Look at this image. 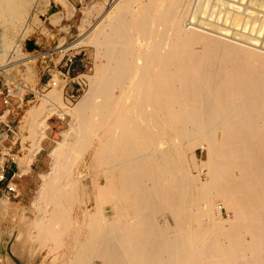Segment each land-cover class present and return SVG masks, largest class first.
Masks as SVG:
<instances>
[{
  "label": "bare ground",
  "instance_id": "6f19581e",
  "mask_svg": "<svg viewBox=\"0 0 264 264\" xmlns=\"http://www.w3.org/2000/svg\"><path fill=\"white\" fill-rule=\"evenodd\" d=\"M136 1L114 0L79 42H62L65 52L91 37L103 59L89 95L74 107L80 121L89 104L103 111L87 157L103 177L63 184L77 162L69 159L73 137L62 140L52 154L54 176L33 201L35 236L51 253L64 246L54 256L59 264H264V0H245L252 9L232 3L225 26L176 10L188 0H152L135 14ZM130 27L148 38L137 51ZM94 95L114 96L113 111ZM39 98L60 102L56 93ZM37 125L28 111L23 129ZM194 147L207 151L206 159L195 156L200 164L192 162L199 173L206 168V181L195 180L186 159ZM106 192L111 198L103 202ZM222 207L232 216L219 217ZM190 218L205 222L207 236L195 238Z\"/></svg>",
  "mask_w": 264,
  "mask_h": 264
},
{
  "label": "rangeland",
  "instance_id": "374dc122",
  "mask_svg": "<svg viewBox=\"0 0 264 264\" xmlns=\"http://www.w3.org/2000/svg\"><path fill=\"white\" fill-rule=\"evenodd\" d=\"M94 1L96 2L97 0ZM94 1L0 0V89L6 84H10L11 87L14 88L15 95L11 98V102L14 106L17 103H20V98H23L22 107L17 111L18 113L16 114L14 121L15 126L19 125L18 127L14 126V129H16L18 133L17 136H19V139L22 140L23 145L19 152L16 151L19 148L18 142L12 147L10 153L15 155L7 154L6 156H3L5 155V151H7L5 147H8L9 142L6 141L4 144L5 147H3V141L7 138V133L5 130L0 129V168L2 166L5 167L8 162L16 163V165H18V175L16 174L14 182L16 183L17 193H19L18 197L7 198L10 202L8 203V206L2 203L0 204V264H59V258L56 262L54 261V256L57 253L60 254V252L64 250V246L57 248L51 253L49 252L48 246H44L42 241L35 236L37 232L33 228V219L39 212V209L34 207L35 205L33 201L42 185L48 183L54 176L52 154L60 150L57 149V147L62 140L73 137L72 139L75 142H73L74 147L70 152L69 159L77 162L76 166L73 167L74 172L72 175H64L61 178L63 184L69 182L72 178L83 179L88 174L90 175L87 176V181L93 177L94 183L99 182L103 177L102 173L97 170L99 167H89V159L87 158L89 154L88 152H90L89 146H92L94 143L97 144L98 135L96 130L100 127V125H102V119L100 118H103V111L100 107V110H97L98 108L95 109V107H91L89 104L87 115L81 121L77 119L74 112V107L77 105L80 98L89 95L88 91L92 76L96 74L98 67L103 66V59L100 57L101 55L94 46L91 37H87L80 45L73 47V49L79 53L77 55L76 62L73 65V74H81V76L85 78L86 85L80 93L77 101L68 107L64 106L62 102L63 91L52 89L46 84L47 75L43 71L42 64L36 58V54L38 53L37 51L42 50L54 52L59 49H63L65 47L64 44L62 45L63 41L66 42L65 45L68 43L66 47H70L72 44L74 45L79 42V37L84 32L93 29V27L100 22V19L102 18V15L105 14V11L107 12L106 9H111L115 4L114 3L111 8H107L102 2L98 1V10L96 12L93 11V13L89 16H86L85 11L94 4ZM151 1L152 0H137L130 5V10L132 11L135 8L133 10L135 14L146 13L147 5H149ZM173 1L174 0H164V3L167 2L170 4L173 3ZM225 1L226 0H220L219 4H217L218 2H215V0H188L179 5L176 10L184 12L187 16H191L192 12V15H194V21L198 20L212 25L216 23L215 26H225L228 22H224V10H230L232 3H236L240 6L243 5V8L249 7L252 9L254 7L253 4H247L248 2L245 0H229L231 4L228 0L226 2ZM239 1L240 3H237ZM196 2H200V9L196 7L198 6V4L196 5ZM208 4L210 7H207ZM213 5H216L217 9ZM244 5L246 6L244 7ZM221 7L223 8V11ZM195 8L199 11H193ZM206 8H208V11ZM212 10H214L215 13H213L214 11L212 12ZM219 10L221 12H219ZM133 12L132 14H134ZM205 13L207 17L205 16ZM195 14L196 16L198 14V17H196ZM216 15H219V18ZM214 18L215 20L217 19V21L219 20L218 22L221 23H218L217 21L215 22ZM129 33L130 41L131 43H134H132L134 50L137 51L140 47L147 44V36L137 28L130 27ZM141 35L143 36L141 37ZM155 38L158 39L160 36L156 34ZM28 41L33 43L34 48H27L26 43ZM63 53L64 51L60 53L57 52L52 60L48 61L49 66L53 67L54 63H57ZM28 56L30 57L28 58ZM57 67L59 66L57 65ZM47 92L58 94L60 102H58L57 105H54L52 103L42 101L39 98V95ZM96 96L97 95H94L92 97L93 99L95 97L98 101L100 100V105H103L102 107L110 106V112L113 111L115 103L112 102L113 99L111 98H114V96ZM2 108V96L0 95V113ZM28 111L33 112L36 123H38L37 126H33L34 128L32 130L23 129V121ZM67 111L68 114L64 117V119L57 118L56 114ZM5 113L1 115V119H3ZM48 113H52V115L48 117ZM89 113L90 115H88ZM17 120H20V123ZM99 120L101 122H99ZM87 123H89V125ZM0 128L5 127L3 124H0ZM75 128L76 131H74ZM93 129H95V131ZM72 130L74 134L72 133ZM86 135H88V137H86ZM11 136L16 137L15 134L12 135L9 133L8 139H12V141L16 139H13ZM37 139L41 140L39 146L35 144ZM186 150L185 156L188 163H190L192 175L195 180H208L206 168L203 167L199 173L192 163L195 162L196 164H200L201 161L199 159H206L207 151L199 147ZM191 155L194 157L197 156L199 159L196 157V159H192ZM29 166L32 168L30 171H28L30 168ZM34 166H36V168ZM5 178L0 180V183L6 184L8 180ZM98 187L103 188L104 186ZM3 196L6 197L4 192L0 191V198H4ZM110 198L111 196L109 192H106L102 197V201L107 202ZM19 199H22L21 202H19ZM203 205L204 208H208L207 202H204ZM66 207L69 208V205H66ZM103 208L105 209L106 207L103 206ZM231 216L232 212L230 210H226L224 207L221 208V214L219 217L225 219ZM25 219L26 222H24ZM69 219L71 222L76 221V218L74 217H70ZM30 221L32 223L28 224L27 222ZM189 223L195 238L207 236V233H205L206 227L204 221L190 218ZM77 224L78 223L76 221L75 225ZM63 239L66 240V237L63 236ZM47 242L50 245L55 246L51 239H47ZM14 245L17 246L14 248Z\"/></svg>",
  "mask_w": 264,
  "mask_h": 264
},
{
  "label": "built area",
  "instance_id": "2783aa9c",
  "mask_svg": "<svg viewBox=\"0 0 264 264\" xmlns=\"http://www.w3.org/2000/svg\"><path fill=\"white\" fill-rule=\"evenodd\" d=\"M104 6H109L114 0H100ZM60 50V49H59ZM37 51L36 54L37 60L42 64L43 71L47 75L46 84L50 88H62L63 91V104L64 106H70L80 96V93L83 91L86 82L85 78L81 74H73L74 68L73 65L76 62L77 55L79 54L73 48L67 49L62 56L58 59L57 65L54 63L53 67L49 66L48 61L56 55L57 52L61 51ZM0 95L2 96V104L4 106V112L9 113L14 109V105L11 102V98L15 95L14 88L10 84H6L1 87ZM23 98H20V103L15 105V108L19 109L22 107ZM66 113L56 114L58 119H64ZM0 174V180L4 179L5 167L2 166ZM4 195L6 198L16 197L17 187L13 182L8 181L5 185Z\"/></svg>",
  "mask_w": 264,
  "mask_h": 264
},
{
  "label": "crops",
  "instance_id": "0c3cea01",
  "mask_svg": "<svg viewBox=\"0 0 264 264\" xmlns=\"http://www.w3.org/2000/svg\"><path fill=\"white\" fill-rule=\"evenodd\" d=\"M20 109L21 108L17 109L14 106V109H12L9 113H5V116L3 117V119H1V115L3 114L2 112H4V106H3L2 111L0 113V124H3V126L5 127V128H0V129L5 130L6 133H7V138L3 141V147H5L4 144H5L6 141L9 142L8 147H5L7 149V151H5V155H3V156H6L7 154H11L10 151H11L12 147L17 142H18V146H19V148L16 150L17 152H19L21 150V147L23 145L22 140L19 139V136H17L18 133H17L16 129H14V126H15L14 125V121H15V118H16L15 116L18 113L17 111L20 110ZM17 121L20 123V120H17ZM16 126L18 127L19 125H16ZM9 133H11L12 135L15 134L16 137L15 136H11V137L13 139L14 138H16V139L13 140V141H12V139H8ZM11 155H15V154H11ZM5 167H6V169H5V172H4V178L6 176L5 179H7L8 181L13 182L14 184H16L14 182V179H15L16 174H17L18 165H16V163L8 162ZM29 167L30 168H29L28 171H30L32 169L31 166H29ZM34 167L36 168V166H34ZM5 185L6 184H4V183H0V191H3L4 192ZM18 196H19V193H18V195L16 197H18ZM21 200L22 199H19V202H21Z\"/></svg>",
  "mask_w": 264,
  "mask_h": 264
},
{
  "label": "water",
  "instance_id": "95a60500",
  "mask_svg": "<svg viewBox=\"0 0 264 264\" xmlns=\"http://www.w3.org/2000/svg\"><path fill=\"white\" fill-rule=\"evenodd\" d=\"M26 46H27L28 49H32V48H34L33 43L30 42V41H28V42L26 43Z\"/></svg>",
  "mask_w": 264,
  "mask_h": 264
}]
</instances>
